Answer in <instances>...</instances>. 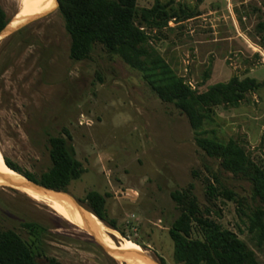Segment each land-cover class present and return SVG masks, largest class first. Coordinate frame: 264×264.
<instances>
[{
	"label": "rangeland",
	"instance_id": "374dc122",
	"mask_svg": "<svg viewBox=\"0 0 264 264\" xmlns=\"http://www.w3.org/2000/svg\"><path fill=\"white\" fill-rule=\"evenodd\" d=\"M157 1L177 17L162 28L145 26L148 43L193 89L203 92L235 75L263 83L238 106L215 107L214 121L205 128L214 129L209 136L219 140L236 139L264 166V43L257 32L264 0H137V6L152 8ZM0 4L11 22L19 0ZM20 30L0 39L3 156L40 179L52 165L50 137L70 134L85 172L61 191L90 212L85 200L89 191L108 195L107 215L116 219L118 229L89 214L102 221L114 246L136 253L133 242L161 264H178L169 228L181 209L171 193L189 190L264 264V243L259 245L248 231L246 214L261 205L252 195V183L226 170L220 158L197 144L186 114L161 100L141 71L100 43L88 58L73 59L71 36L57 4ZM215 174L219 182L214 184L233 189L243 206L208 195L207 184ZM25 221L46 226V254L62 264H124L105 251L98 237L65 221L48 203L0 184V228L33 240L22 226Z\"/></svg>",
	"mask_w": 264,
	"mask_h": 264
},
{
	"label": "trees",
	"instance_id": "16d2710c",
	"mask_svg": "<svg viewBox=\"0 0 264 264\" xmlns=\"http://www.w3.org/2000/svg\"><path fill=\"white\" fill-rule=\"evenodd\" d=\"M59 3V11L71 36L70 56L73 59L88 58L96 43L102 44L109 53L120 55L129 65L143 73L161 100L174 103L186 114L196 132L197 144L210 157L220 158L226 170L252 183V195L259 199L261 205L246 214L248 231L262 245L264 166L254 161L236 139L222 141L214 135L209 136L215 134V130L205 128V124L214 121L215 107H236L246 99L248 93L258 91L263 83L254 77L240 78L235 75L228 81L210 85L206 91L193 89L164 56L148 43L149 35L145 26L162 28L177 17V12L172 11V8L167 9L159 1L152 8H139L137 0H59ZM9 22L0 4V32ZM257 32L264 43V20L257 25ZM67 136L50 137L52 165L42 173L40 179L30 172H23L18 164L4 155L5 163L30 180L49 188L65 190L85 172L70 142V134ZM212 179L207 184L210 197L222 195L228 200H237L233 189L214 184L215 181L219 182L216 174ZM107 196L91 190L85 200L92 213L118 229L116 219L107 215ZM171 196L181 209L180 215L169 228L174 243V259L178 264H261L255 251L236 232L223 227L213 218L210 209H203L191 191L174 190ZM237 201L243 206L240 199ZM22 226L34 236L33 240L24 238L15 229L0 228V264H62L46 254L44 237L47 228L44 224L25 221ZM122 234L126 236L123 231ZM162 264H166L164 260Z\"/></svg>",
	"mask_w": 264,
	"mask_h": 264
},
{
	"label": "bare ground",
	"instance_id": "6f19581e",
	"mask_svg": "<svg viewBox=\"0 0 264 264\" xmlns=\"http://www.w3.org/2000/svg\"><path fill=\"white\" fill-rule=\"evenodd\" d=\"M20 9L14 19L11 21L10 26H15L23 19L31 16L40 15L46 13L56 7V0H19ZM0 175L7 176L12 181L6 180L0 177V184L2 185H13L24 180L22 175H19L13 169L9 168L3 156L2 151L0 150ZM24 192H26L32 198L38 199L40 201L48 203L55 211H57L63 218L71 222L72 224L77 225L82 230H87L95 237H98L103 241V243L114 253H126L122 251L119 247H116L112 242L107 238V231L99 219L88 213L90 219V224H87L78 210L74 205L72 200L65 193H45L33 190L27 187H21ZM109 236V235H108ZM109 241V242H108ZM130 246L136 253L149 255L147 250L141 248L136 243L130 242ZM151 257V256H150ZM152 258V257H151ZM121 260L124 264H151L147 260L140 258L141 262L135 261L134 257L127 256L121 257Z\"/></svg>",
	"mask_w": 264,
	"mask_h": 264
},
{
	"label": "water",
	"instance_id": "95a60500",
	"mask_svg": "<svg viewBox=\"0 0 264 264\" xmlns=\"http://www.w3.org/2000/svg\"><path fill=\"white\" fill-rule=\"evenodd\" d=\"M56 3H57V6L59 7V4H60L59 0H56ZM48 12L40 14V15H36V16L27 17V18L23 19L21 22H19L18 24H16L15 26H10L11 22H9L5 26V28L0 32V39L9 36L12 33H15L16 31L20 30L21 28H23L27 24L31 23L32 21L36 20L37 18H40V17L46 15ZM0 177L4 178L6 180L12 181L10 178L8 179L7 176L0 175ZM9 186L13 189H20L21 187H27V188H30L33 190H37L39 192L54 193V194L63 193L61 190L49 188V187L42 185L36 181L30 180L27 177H24L23 181L16 183V184H13V185H9ZM69 198L72 200L74 205L78 208V210L81 212L85 222L87 224H90V219L88 217V213L90 211L83 204H81V202L79 200H77L76 198H73L72 196ZM90 213H92V212H90ZM92 214H94V213H92ZM96 239H97V237H96ZM97 241L101 244V246L105 249V251L107 253H109L114 259H120L121 260V257H127V256H130L131 254H134L137 257H140L144 260H147L151 264H161V263L157 262L156 260H154L153 258H151L149 255H145L143 253L142 254L131 253V252H129V253L128 252L127 253H114L99 239H97Z\"/></svg>",
	"mask_w": 264,
	"mask_h": 264
}]
</instances>
